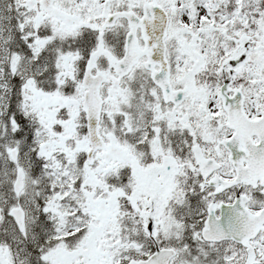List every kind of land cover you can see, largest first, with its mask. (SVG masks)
Returning a JSON list of instances; mask_svg holds the SVG:
<instances>
[{
	"label": "snow or ice",
	"instance_id": "obj_1",
	"mask_svg": "<svg viewBox=\"0 0 264 264\" xmlns=\"http://www.w3.org/2000/svg\"><path fill=\"white\" fill-rule=\"evenodd\" d=\"M0 264H264V0H0Z\"/></svg>",
	"mask_w": 264,
	"mask_h": 264
}]
</instances>
